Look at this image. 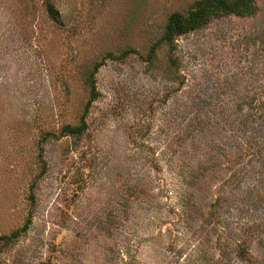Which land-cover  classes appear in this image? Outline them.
I'll use <instances>...</instances> for the list:
<instances>
[{
  "label": "rangeland",
  "instance_id": "374dc122",
  "mask_svg": "<svg viewBox=\"0 0 264 264\" xmlns=\"http://www.w3.org/2000/svg\"><path fill=\"white\" fill-rule=\"evenodd\" d=\"M198 1L0 0V264H264V0Z\"/></svg>",
  "mask_w": 264,
  "mask_h": 264
},
{
  "label": "trees",
  "instance_id": "16d2710c",
  "mask_svg": "<svg viewBox=\"0 0 264 264\" xmlns=\"http://www.w3.org/2000/svg\"><path fill=\"white\" fill-rule=\"evenodd\" d=\"M48 13L55 18L57 12L52 4L47 5ZM256 11L255 0H200L194 7L186 13H173L165 27V33L162 43L172 46L178 37L187 35L191 32L205 27L212 19L222 16L233 15L237 17H249ZM92 99L95 100L97 94L95 86L92 84ZM91 99V100H92ZM90 106L87 107L85 114ZM67 133L73 136H81L86 130L85 121L82 125L75 127H67ZM21 232H15L9 237L0 238L4 246L8 245L12 240L18 238Z\"/></svg>",
  "mask_w": 264,
  "mask_h": 264
}]
</instances>
